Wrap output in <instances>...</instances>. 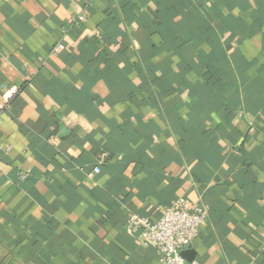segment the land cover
Returning a JSON list of instances; mask_svg holds the SVG:
<instances>
[{
	"label": "crops",
	"instance_id": "0c3cea01",
	"mask_svg": "<svg viewBox=\"0 0 264 264\" xmlns=\"http://www.w3.org/2000/svg\"><path fill=\"white\" fill-rule=\"evenodd\" d=\"M179 200L264 264V0H0V264H161Z\"/></svg>",
	"mask_w": 264,
	"mask_h": 264
},
{
	"label": "built area",
	"instance_id": "2783aa9c",
	"mask_svg": "<svg viewBox=\"0 0 264 264\" xmlns=\"http://www.w3.org/2000/svg\"><path fill=\"white\" fill-rule=\"evenodd\" d=\"M78 19L83 20L82 17ZM63 49L62 45H58L53 52ZM94 172L98 173L99 169L95 168ZM20 179H25V176ZM207 217V207L203 203L199 202L195 207L189 208L184 200H179L174 206L163 210L161 217L155 222H148L134 214L129 215L125 231L128 234L141 231V243L156 250L161 264H198L196 261L187 263L181 253L197 237Z\"/></svg>",
	"mask_w": 264,
	"mask_h": 264
},
{
	"label": "water",
	"instance_id": "95a60500",
	"mask_svg": "<svg viewBox=\"0 0 264 264\" xmlns=\"http://www.w3.org/2000/svg\"><path fill=\"white\" fill-rule=\"evenodd\" d=\"M181 256L183 257V259L187 262V263H190L192 262V259H193V254L191 251H183L181 253Z\"/></svg>",
	"mask_w": 264,
	"mask_h": 264
}]
</instances>
